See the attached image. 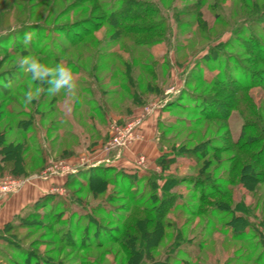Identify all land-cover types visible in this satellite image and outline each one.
<instances>
[{
  "label": "rangeland",
  "instance_id": "374dc122",
  "mask_svg": "<svg viewBox=\"0 0 264 264\" xmlns=\"http://www.w3.org/2000/svg\"><path fill=\"white\" fill-rule=\"evenodd\" d=\"M25 55L70 67L77 98L24 104ZM0 104L11 176L51 181L0 264H264V0H0ZM139 115L149 152L105 148Z\"/></svg>",
  "mask_w": 264,
  "mask_h": 264
},
{
  "label": "clouds",
  "instance_id": "9594fccd",
  "mask_svg": "<svg viewBox=\"0 0 264 264\" xmlns=\"http://www.w3.org/2000/svg\"><path fill=\"white\" fill-rule=\"evenodd\" d=\"M33 39V34L26 32L23 42L27 46ZM19 71L28 74L31 80L27 90L23 94L22 102L30 105L33 101H39L40 97L47 92L49 96H56L64 92L73 100L77 98L78 82L77 77L71 68L64 63H57L55 66H48L34 55L21 56L16 61ZM44 85L48 87L45 89ZM10 86V83H9Z\"/></svg>",
  "mask_w": 264,
  "mask_h": 264
},
{
  "label": "crops",
  "instance_id": "0c3cea01",
  "mask_svg": "<svg viewBox=\"0 0 264 264\" xmlns=\"http://www.w3.org/2000/svg\"><path fill=\"white\" fill-rule=\"evenodd\" d=\"M152 124V121L148 119L141 125L140 133L144 140H135L136 143H134L138 150L149 152L147 143H150L149 141L151 140ZM134 146L130 145L129 147L133 149ZM152 150L154 151V149ZM50 185V180H42L37 177L28 178V181L21 188L6 194H0V228L43 196Z\"/></svg>",
  "mask_w": 264,
  "mask_h": 264
},
{
  "label": "trees",
  "instance_id": "16d2710c",
  "mask_svg": "<svg viewBox=\"0 0 264 264\" xmlns=\"http://www.w3.org/2000/svg\"><path fill=\"white\" fill-rule=\"evenodd\" d=\"M254 44H256V41L254 42ZM259 47H260V45H255V48H259ZM256 59H258V58H256ZM136 103H139V102H136ZM1 107H2V104H0V111H1ZM0 114H1V112H0ZM10 133H11V131L9 130L8 126H6L5 129H0V177L4 176L5 174L17 176V173H22V174L26 173V168H25L26 161L24 159V153H23V152H25L26 149L22 147L20 142H16L15 140H13V141L9 140ZM216 160H218V159H216ZM204 163H205L204 167H202V168H204L206 170V168L209 167L208 166L209 164H207L208 163L207 160ZM213 171H214V169H213ZM46 197H47L46 195L41 196L39 199H37L33 203V210H31L27 213V218H30V217H38L41 219L44 218L45 213L41 210L44 206H46ZM168 199L169 198H167L161 202L163 204H166ZM171 199L175 200V197H173ZM20 213L15 215V217L19 216ZM243 222H244V220H243ZM6 224H8V222L5 223V225ZM234 230H235L236 234L242 233L244 231L243 226L239 225V224L234 225Z\"/></svg>",
  "mask_w": 264,
  "mask_h": 264
},
{
  "label": "built area",
  "instance_id": "2783aa9c",
  "mask_svg": "<svg viewBox=\"0 0 264 264\" xmlns=\"http://www.w3.org/2000/svg\"><path fill=\"white\" fill-rule=\"evenodd\" d=\"M141 116H137L130 120L125 126H116V131L112 134L105 148L118 146L122 149L128 148L130 142L136 137V130L141 124ZM144 160V159H143ZM27 178H15L11 175L0 177V194H6L21 188L26 182Z\"/></svg>",
  "mask_w": 264,
  "mask_h": 264
}]
</instances>
